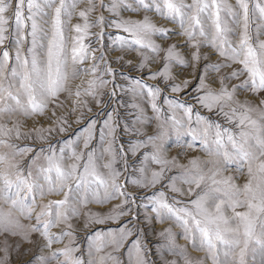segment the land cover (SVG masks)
Instances as JSON below:
<instances>
[{
    "label": "snow or ice",
    "instance_id": "obj_1",
    "mask_svg": "<svg viewBox=\"0 0 264 264\" xmlns=\"http://www.w3.org/2000/svg\"><path fill=\"white\" fill-rule=\"evenodd\" d=\"M82 2L16 0L13 10L12 0H0V44L7 39L10 10L16 30L14 58L7 50L0 53V264H11L12 253L24 242L39 248L36 264H122L114 253L134 235L137 238L126 251L128 264H203L190 256L187 245L177 243L171 228L159 233L166 242L157 245L158 259H150L152 250L143 247L138 236L137 209L141 207H150L161 221L173 220L183 238L194 248L206 249L214 264H246L248 253L257 249L264 255V97L260 96L264 92V40L258 39L257 32L253 43L249 33V0H237L236 8L228 0H88V7L76 13ZM97 6L117 17L108 20L107 26L121 30L110 37L107 46L103 12L94 22L89 20ZM141 10L178 23L176 34L186 37L187 53L180 51L179 43L165 46L153 39H163L174 29L158 25L148 15L143 19L121 16L122 11ZM252 11L262 22L256 25L257 30L264 27V3L256 0ZM74 14L83 23L69 27ZM40 21L49 27L45 29ZM95 26L102 30L94 34L98 47L91 48L84 40L93 35L89 30ZM72 30L74 36L66 35ZM29 36L31 46L26 55L22 49ZM204 47L214 49L223 59L211 62L202 54ZM117 51L119 55H111ZM131 52L139 56L136 63L125 59ZM89 60L92 63L84 66ZM201 61L206 63L201 66ZM158 62L159 67L153 69ZM126 66L135 72L146 71L147 78L131 75L123 70ZM174 67L179 70L174 72ZM185 69L191 71L185 75ZM85 74L91 77L87 86L83 81L73 86L72 82ZM245 75L246 79L229 87L228 81ZM156 80L160 83H149ZM238 89L256 96L258 103L239 99ZM169 92L183 93L186 98L170 97ZM125 95L131 102L123 98ZM89 99L106 113L100 121L99 153L89 149L97 130L96 119H89L73 138L46 147H20L13 142L30 139L33 134L47 141L52 134L67 131L71 127L67 115L57 116V110L66 109L70 101L68 111L76 114L80 110L76 119L80 123L84 111H92ZM121 108L126 116L121 115ZM201 109L209 114H202ZM149 110L152 115H148ZM49 111L48 119L55 117V127L23 132L21 120L16 119L11 127L4 122L5 117L30 119L46 116ZM173 138L186 149L199 147L209 159L193 156L187 164H180L177 157L169 158ZM81 141L87 151L77 150ZM29 153L32 156L25 170L17 157ZM105 156L107 161L98 163ZM232 165L240 175L246 173L243 184L235 182L236 176L223 175ZM173 169L179 171L169 175ZM130 186L143 190L141 203H137L140 192L130 191ZM52 195L62 198L38 203ZM190 197L195 198L186 199ZM117 200L119 203L106 212L89 207ZM226 207L230 216L225 214ZM80 217L85 228L119 222L117 228L96 231L89 237L88 255L92 258L87 262L83 255L74 254L79 249L73 246L72 221ZM21 218L29 223H22ZM33 219L35 223H31ZM53 228L60 231L54 233ZM33 234L38 238L32 239ZM65 238L68 244L52 250ZM218 246H222L223 260ZM107 248L112 251L98 255ZM44 249L51 251L45 255ZM166 253L179 260H169Z\"/></svg>",
    "mask_w": 264,
    "mask_h": 264
},
{
    "label": "rangeland",
    "instance_id": "obj_2",
    "mask_svg": "<svg viewBox=\"0 0 264 264\" xmlns=\"http://www.w3.org/2000/svg\"><path fill=\"white\" fill-rule=\"evenodd\" d=\"M108 2H109V0H105V3H108ZM130 2H134V0H130ZM186 2L191 3L192 0H186ZM228 2L234 8H236L237 0H228ZM255 2H256V0H249V17H250L249 33L253 38V43H255L257 40V32H259L258 39L264 40V27H261L258 30L256 28V25L261 24L262 22L258 19V14L254 13L252 11L253 5ZM261 2L264 3V0H261ZM12 5H13V10H14L15 5H16V0H12ZM87 7H88V0H83L82 3L78 4L77 9H76V13H78L80 10L86 9ZM13 10H10L7 13V15L9 17L8 31L6 33L7 39L5 40V42L3 44H0V53H2L4 50H7L10 53V56H12L14 58L15 51H16V44H15L16 30H15V23H14V18H13ZM237 10L239 11L238 8H237ZM47 11H49L51 13L50 9H47ZM101 11L103 12V15L105 16V20H106V24H105V26H103V31L105 33L104 43L107 46L110 44V37L112 35H115L116 33L120 32L121 30L107 26L108 20L117 19V17H115L113 14L109 13L106 9L101 10L99 8V6H97V9L95 12L90 14L89 20L94 22L96 20L97 16L101 14ZM24 14H25V16L28 15L26 5L24 8ZM145 15L150 16L152 18V20L154 22H156L158 25L164 26L166 28L174 29V31L172 33H169V35L164 37L163 39H161L159 36L153 37V39L156 40L157 43H162L165 46H167V44H169V43H179L181 45L180 51L182 53H187L188 47H187V45L184 44L186 37L179 36L176 34L180 31L178 23L172 22V21H170L164 17H161L159 14L155 13L154 11L145 12V11L141 10L140 12H137V13H133L131 11H122L121 12V16L123 18L131 17L132 19H143V17ZM65 19H67V18L65 17ZM44 20L50 21V17H44ZM40 22L45 29H47L49 27V24H45V23H43V21H40ZM77 23L82 24L83 19L81 17H79L78 14H74L72 16L70 22H69V27H71ZM229 23L232 24L231 20L229 21ZM232 26L236 27V25H234V24H232ZM101 30H102L101 26L92 27L89 31L91 33H93V35L86 37L84 40V43L89 44L91 46V48H97L98 45L96 42V36L94 34L99 33ZM66 35L74 36L75 32H74V30H72V31H69L68 33H66ZM230 38L233 40L237 39L236 36H231ZM30 46L31 45H30V36H29L23 45L22 51L24 52V54H26V55L28 54L27 49ZM201 51H202V54L207 55L209 57V60L211 62H217V61L223 59L222 57H220L215 52L214 49H211L209 47H204L201 49ZM119 54H120V52L117 51L115 53H112L111 55H119ZM111 55L109 57L110 59H111ZM125 59L126 60H132L133 63H136L139 59V56L137 53L131 52V53H128L127 55H125ZM13 62H14V60L10 61V67L12 66ZM91 63H92V61H90V60L86 61L84 66L87 67ZM204 63H206V61H201V66H203ZM113 67L119 68L120 65L114 64ZM152 67H153V69L159 67V62L156 65H153ZM232 67L236 68V67H239V65H232ZM123 70L130 72L131 75H133V76L145 75V78H147L146 71H145V73L135 72V71H132L131 67H129V66H126ZM178 70H179L178 67L173 68L174 72H176ZM184 71H185V75H187V73L190 72L191 69H185ZM198 74L199 73H197V75ZM90 78L91 77L89 75L85 74V75L81 76L80 78H77L75 81H73L72 82L73 86L77 85L80 81H83V82H85L83 84V86L86 87L87 86L86 81ZM244 79H246V75L240 77L238 80L228 81L227 83L229 84V87H231L233 84L240 83ZM149 83H160V81L159 80L149 81ZM214 86L217 88L219 87L218 84H216ZM168 95L170 97L186 98L183 96V93H171V92H169ZM260 96L264 97V92L260 93ZM237 97L241 100H244L245 98H247L253 103H258V99L256 96H253L252 94L245 92L242 89L237 90ZM123 98L126 101L131 102L130 96L125 95ZM61 99H64V97L62 96ZM112 103L115 104L116 102L113 101ZM71 107H72V105H71V102L69 101L68 107L66 109L57 110V116L62 115V114L67 115L68 124L71 125V127L67 131L54 133V134H52L51 138L47 141L38 140L35 138V135L33 134L32 138H30V139L13 140V142L18 144L20 147H23L25 144L31 145L33 147L43 144L46 147L48 143H56L57 141L62 142L65 139L73 138L74 133L77 132L79 129L83 128L88 123L89 119H96L98 121L97 130H96L95 136H94L91 144L89 145V149L95 148L97 150V153H99L101 151V142L99 139V135H100L99 129L101 127L100 121H102L105 118L106 113H102L100 105L95 104L94 101H91L89 99V107L92 108V111L87 112L85 110L83 113L84 119H82L80 121V123H76L77 116L80 115V110H78L76 112V114H71L68 111ZM127 111H133V110L128 109ZM120 113L123 116L127 115V112L123 108L120 109ZM201 113L204 115L209 114L206 109H201ZM114 115H115V113H114ZM148 115H152L150 110L148 111ZM177 115H182V113L178 112ZM48 116H51L50 111L47 113L46 116L35 117V118H30V119H25L23 117H13L12 119H9L8 117H5L4 122L7 123L9 127H11L13 122L16 119H19L22 121V131L23 132H29L30 130H32L34 128H39L41 126H43L45 128H47L49 126L55 127V124H54L55 117H53L52 119H48ZM221 123L225 124L226 126H230V125H227L226 122L222 119H221ZM152 127L153 128L155 127L154 123H153ZM232 127L234 128V126H232ZM149 131H151V129H149ZM187 139H190V138H185V140H187ZM169 144L171 146L168 148V152H167L168 157L169 158L174 157V156L177 157L178 162L180 164H187L188 160L190 158H192L193 156H199L202 160L209 159L207 154L203 153L199 149V147H196L194 149H186L183 147L182 144H177L175 142L174 138H173V140L169 141ZM56 146H57V148H59L60 144L57 143ZM77 150L78 151H81V150L87 151L88 149H83V142L81 141ZM140 151L143 152L144 149H141ZM31 156H32V153H29L28 155H26L22 158L17 157L18 160L22 161L21 167H24L25 170H26L27 164L29 163V161L31 159ZM107 159H108V157L105 156L104 161L98 160V163L106 162ZM117 167H119V165H117ZM101 171H106V170L101 169ZM178 171H179L178 169H173L172 172L169 173V175H175ZM223 175L238 177L235 181L237 184H243L247 179L246 173H245V175H240L239 173H237L236 165H232L231 167H229L223 173ZM121 182H123V177L121 178ZM179 186L185 187V188L187 187L186 185H179ZM129 190L133 191L134 193L138 192V191L140 192L141 201H137V203L138 204L141 203L143 200V194H144L143 190H139V189L132 187V186H130ZM197 191L199 192L200 190L198 189ZM61 198H62V195L47 196L43 200H38V203H45L49 199H61ZM194 198L195 197H190V198H186V199H194ZM115 203H119V201L118 200L112 201L111 203L106 204V205L93 204V205H90L89 207L93 211L106 212ZM244 210L245 209H243V208H237V211H244ZM137 213L139 215V221L137 223V229L139 230L138 236H139V239L141 241L142 246L147 248V249L152 250L151 253H149L150 259H153V260L158 259L157 253H158L159 249H158L157 245H162L166 242L165 237H161L159 235V233L164 231L165 229L171 228L172 232L176 234L177 243L180 245H187V251L193 259H200L203 261V264H214V262L211 258V255L207 253L206 249L201 250L199 248H194L189 241H186L183 238V236L181 235L182 230L180 229L179 225L176 224L173 220L161 221V220L157 219L155 217V214L151 211L150 207L147 210L142 208V207L138 208ZM225 214L229 215V216L232 214L231 210L228 209L227 207L225 208ZM146 217H147V219H146ZM21 219H22V223H24V224L29 223V221L27 219H24V218H21ZM31 223H35V220L33 219L31 221ZM72 223L74 225V232H75V239H74L73 246L77 247L79 249V251L77 253H74V254L75 255H83L86 262L92 258L88 255L89 245L92 243V241L89 239V237L96 231L106 232L109 228H117L119 226V222L109 221V222H106L104 224H93L90 227L85 228L83 217L74 218ZM61 227H63V225ZM52 231L54 233L59 232L60 228H53ZM37 238H38V234H33L32 239L35 240ZM136 238H137L136 235L130 237L128 239V241L124 244V247L121 248L118 253H114V255H116L118 257V259L122 262V264H128V258H127L126 251H127V248L129 247L131 241L133 239H136ZM16 239H19V237H17ZM68 242H69L68 238H65L62 243L54 244L52 246V250L58 249V248H63L66 244H68ZM218 247L220 248V251H221L220 259L223 260L222 246H218ZM49 251H51V250L50 249H44L43 254L47 255L49 253ZM111 251H112L111 248H107L98 255H104L106 252H111ZM38 254H40V252H39V248L37 246L32 245L28 242H24L18 248L17 251H14L12 253L11 264H36L35 256ZM166 255H167V258L169 260H179V257L174 256L171 253H166ZM61 259H63V257H61ZM51 264H56V262L52 261ZM108 264H112V262L109 261ZM180 264H183V262L180 261ZM246 264H264V255L261 254L259 249H257L254 253L249 252L248 255L246 256Z\"/></svg>",
    "mask_w": 264,
    "mask_h": 264
},
{
    "label": "bare ground",
    "instance_id": "obj_3",
    "mask_svg": "<svg viewBox=\"0 0 264 264\" xmlns=\"http://www.w3.org/2000/svg\"><path fill=\"white\" fill-rule=\"evenodd\" d=\"M82 83V81H80L78 84H81Z\"/></svg>",
    "mask_w": 264,
    "mask_h": 264
}]
</instances>
